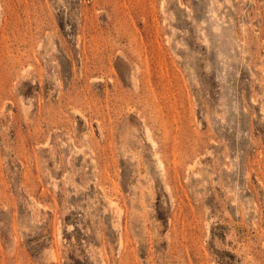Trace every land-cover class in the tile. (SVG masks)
<instances>
[{
    "label": "rangeland",
    "instance_id": "rangeland-1",
    "mask_svg": "<svg viewBox=\"0 0 264 264\" xmlns=\"http://www.w3.org/2000/svg\"><path fill=\"white\" fill-rule=\"evenodd\" d=\"M0 264H264V0H0Z\"/></svg>",
    "mask_w": 264,
    "mask_h": 264
}]
</instances>
